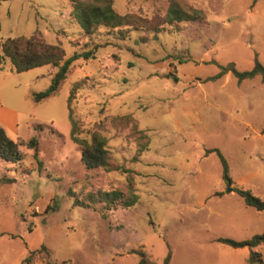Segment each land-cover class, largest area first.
Listing matches in <instances>:
<instances>
[{
  "label": "rangeland",
  "instance_id": "rangeland-1",
  "mask_svg": "<svg viewBox=\"0 0 264 264\" xmlns=\"http://www.w3.org/2000/svg\"><path fill=\"white\" fill-rule=\"evenodd\" d=\"M172 1L203 18L165 23ZM111 3L147 23L121 39L101 26L82 30L71 0H0V43L39 35L60 46L64 60L93 52L37 103L31 95L48 88L57 68L0 66V126L14 141L38 140L37 160L25 145L19 163L0 159V178L13 180L0 183V232L15 236L0 237V264L41 246L53 264H138L137 251L154 264L168 253L169 264H248V248L217 239L263 233L264 211L228 192L217 154L206 151L221 153L233 187L264 197V82L238 83L230 73L205 80L228 64L249 71L255 56L264 67V0ZM69 113L79 138L105 140L107 169L84 167ZM114 190H131L137 202L74 203ZM254 251L264 264V245ZM30 264L44 263L36 256Z\"/></svg>",
  "mask_w": 264,
  "mask_h": 264
},
{
  "label": "trees",
  "instance_id": "trees-1",
  "mask_svg": "<svg viewBox=\"0 0 264 264\" xmlns=\"http://www.w3.org/2000/svg\"><path fill=\"white\" fill-rule=\"evenodd\" d=\"M257 0H253L255 3ZM73 9L71 11V19L79 25V27L89 32L98 26L109 30H115L119 38L124 39L128 36L129 29L133 26L143 25L141 18L133 14L119 15L113 8L111 0H94V3H85L84 0H71ZM203 18V13L196 9H183L177 3L171 2L164 22L168 24L197 21ZM65 54L63 49L58 45H53L43 41L41 36L32 35L30 37L7 38L0 43V66L9 62L12 72L21 73L32 70L42 66H51L57 68V71L51 78L50 85L44 91L33 93L32 100L37 103L55 94L60 83L66 78V74L70 65L77 59H89L93 57V52L88 51L83 54H73L64 60ZM232 74L238 83L254 77H260L264 82V67L257 61L255 56L254 66L249 71L239 72L235 69L233 64L226 66H219V72L207 78L205 81H216L226 74ZM68 98V103H69ZM71 122L70 139L73 143L82 147L81 162L87 170L108 167V151L105 146V140L98 136H93L90 141L79 138L77 136V127L71 114L69 113ZM38 129V128H37ZM40 129V127H39ZM25 145L32 151L33 157L37 160L38 157V140L32 136L27 142H23L19 138L15 141L10 139L3 128L0 126V159L19 163L22 160L20 147ZM209 153H216L221 167L222 178L230 192L236 193L247 207H251L256 211H264V197L258 198L254 196L249 190H244L232 186V181L228 173V165L217 149L206 151ZM39 163V162H38ZM0 183H13L11 179L0 178ZM86 203L75 200V205L80 207H89L97 203H103L104 207L110 209L112 206L119 204L122 207L133 206L137 202V196L130 190L128 194L114 190L109 192H98L97 194H88L86 196ZM13 237V236H11ZM218 243L231 247L233 249L248 248L250 250L247 258L248 264H263L261 255L254 251L260 245H264V232L252 236L245 241H234L226 238L217 239ZM45 253V257L42 254ZM138 264H154L150 258L143 252L137 251ZM44 264H53L49 259V252L44 246L35 251H29L27 256L22 261V264H30L31 260L36 257ZM170 263V253L167 254L164 264Z\"/></svg>",
  "mask_w": 264,
  "mask_h": 264
},
{
  "label": "crops",
  "instance_id": "crops-1",
  "mask_svg": "<svg viewBox=\"0 0 264 264\" xmlns=\"http://www.w3.org/2000/svg\"><path fill=\"white\" fill-rule=\"evenodd\" d=\"M3 234H6L7 236H9L10 237V239H14V235H9L7 232H5V233H1L0 232V237L3 235ZM11 236H13V237H11ZM28 249H26V251H23V252H21L20 253V255L17 257V260H16V262L14 263V264H22V261L24 260V258L27 256V254H28ZM33 261H37V260H33ZM38 263H40V261H37Z\"/></svg>",
  "mask_w": 264,
  "mask_h": 264
},
{
  "label": "water",
  "instance_id": "water-1",
  "mask_svg": "<svg viewBox=\"0 0 264 264\" xmlns=\"http://www.w3.org/2000/svg\"><path fill=\"white\" fill-rule=\"evenodd\" d=\"M228 192H230V190H228Z\"/></svg>",
  "mask_w": 264,
  "mask_h": 264
}]
</instances>
